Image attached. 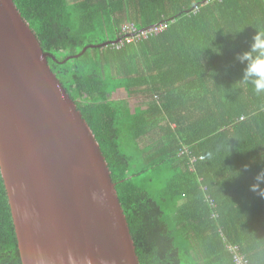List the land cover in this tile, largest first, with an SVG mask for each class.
I'll list each match as a JSON object with an SVG mask.
<instances>
[{
  "label": "trees",
  "instance_id": "trees-1",
  "mask_svg": "<svg viewBox=\"0 0 264 264\" xmlns=\"http://www.w3.org/2000/svg\"><path fill=\"white\" fill-rule=\"evenodd\" d=\"M14 2L99 142L140 264H236L235 246L264 264V198L249 188L264 95L239 59L264 33V0ZM126 23L166 26L128 42ZM0 264H23L1 168Z\"/></svg>",
  "mask_w": 264,
  "mask_h": 264
},
{
  "label": "water",
  "instance_id": "water-1",
  "mask_svg": "<svg viewBox=\"0 0 264 264\" xmlns=\"http://www.w3.org/2000/svg\"><path fill=\"white\" fill-rule=\"evenodd\" d=\"M49 57L0 0V168L22 263L140 264L99 142Z\"/></svg>",
  "mask_w": 264,
  "mask_h": 264
},
{
  "label": "clouds",
  "instance_id": "clouds-1",
  "mask_svg": "<svg viewBox=\"0 0 264 264\" xmlns=\"http://www.w3.org/2000/svg\"><path fill=\"white\" fill-rule=\"evenodd\" d=\"M239 59L245 64L243 82L250 84L257 95H264V33H257L253 37L249 49ZM260 159L264 160V152L260 153ZM248 167L250 165H245L243 170L230 167L228 178L239 177ZM249 188L259 197L264 198V169L255 174Z\"/></svg>",
  "mask_w": 264,
  "mask_h": 264
},
{
  "label": "built area",
  "instance_id": "built-area-1",
  "mask_svg": "<svg viewBox=\"0 0 264 264\" xmlns=\"http://www.w3.org/2000/svg\"><path fill=\"white\" fill-rule=\"evenodd\" d=\"M164 26H166V24L156 25V26H153L147 29L140 30V32L136 33L135 36H137L138 38H141V37L147 38L152 33H159L163 29ZM132 40H133V37L132 39L128 38V42ZM232 250L234 252V260L236 264H250V262L247 260L245 255L238 251L237 246L233 247Z\"/></svg>",
  "mask_w": 264,
  "mask_h": 264
},
{
  "label": "rangeland",
  "instance_id": "rangeland-1",
  "mask_svg": "<svg viewBox=\"0 0 264 264\" xmlns=\"http://www.w3.org/2000/svg\"><path fill=\"white\" fill-rule=\"evenodd\" d=\"M132 29H133V27H132L131 23H126L124 25V30H126V33L128 34L126 38L132 39V37L135 36V35H133V32L135 30H132ZM117 98H118V100L127 101L129 104H133L136 101V99L128 98V96L125 93H119Z\"/></svg>",
  "mask_w": 264,
  "mask_h": 264
}]
</instances>
